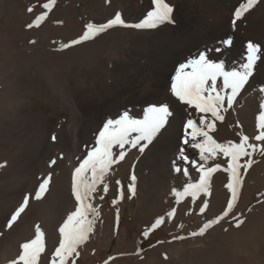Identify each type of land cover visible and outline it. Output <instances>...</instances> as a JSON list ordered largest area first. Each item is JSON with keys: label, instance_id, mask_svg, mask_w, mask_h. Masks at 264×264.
Here are the masks:
<instances>
[{"label": "rangeland", "instance_id": "rangeland-1", "mask_svg": "<svg viewBox=\"0 0 264 264\" xmlns=\"http://www.w3.org/2000/svg\"><path fill=\"white\" fill-rule=\"evenodd\" d=\"M259 1L257 0L255 7ZM47 2L48 0H0V202L6 196L5 192H14L19 188L18 182L14 180L9 182L11 177H4V174L5 176L9 175L11 167L15 168L12 165V160L17 155L24 153L23 147L26 138L23 134L19 140L14 138L13 133L7 135L10 129L6 124L9 120V115L6 113L18 110L14 114V118H20V121H23L22 124L26 120L30 121V117H32L31 123H33L32 121L36 122V115L25 116L24 114L27 108L24 100H22L23 92H29L33 95H35L34 93L52 95L55 90H62L61 94L64 95L68 89L66 87H69L74 92L81 91L83 93L85 88L89 91L91 87L97 84L99 74H105V79L111 81L115 63L121 62L123 58L127 57L125 49L133 41L139 44L141 34H148L151 31L116 26L93 39L72 44V41L79 39L85 33L87 24L106 23L117 12L121 13L124 20L129 24L141 22L146 13L153 7L151 0H133L131 2L125 0H57L51 11L42 7ZM167 2L173 6L176 0H167ZM137 6L140 8L147 6L148 8L136 18L134 13L140 9ZM45 12H47L46 19L40 22L39 26H36L37 18ZM219 14L231 23L235 19V13L231 10ZM29 25L32 26L29 27ZM239 33L250 37L254 35L264 50L263 2L246 15L245 20L240 24ZM32 41L34 42L32 43ZM64 45L68 46L64 47ZM255 67H258L259 73L264 71V67L259 62ZM54 88L56 89L54 90ZM55 92L60 95L57 91ZM49 100L45 96V99L36 100L29 106L34 105L43 110L49 109L52 107L50 103H47ZM221 115L237 133L239 137L235 139L237 142L242 136L247 135L249 142L256 144L253 138L257 129L259 114H256L253 120H244L237 115V111L231 110L225 104L224 109L221 110ZM113 119L115 117L111 118V120ZM65 120L66 117H62L57 123L56 130L52 133L55 135L49 137L51 141H55L52 137L58 136V129L62 127ZM91 129L94 130V126H91ZM223 134H226V131H223L216 121L215 128L209 135L217 142L222 143ZM83 142L87 146L89 140L84 139ZM260 143L264 144V141ZM139 147L135 149L126 145L123 150L114 147V157L118 160L120 151H124L125 158L122 161L118 160L111 166L103 183L99 184L96 192L93 193L91 202L98 213V215L91 217L95 222L94 231L90 234L89 239L77 249L79 255L71 257L68 264H124L129 260L141 262L147 258L152 250L156 249H164L167 261H171V263L164 261L162 264H193V262H187L182 258H175L170 254L169 249L177 245L193 248L195 245L198 246L197 243L202 245L204 244L202 241L208 240L206 236L209 233L227 226H235L240 220L244 221L260 204L261 193L258 191L251 192L246 200L241 203L238 202V198L229 216L214 224L203 235L193 236L192 233H198L205 223L214 220L226 210L227 203L231 199V193L226 187L230 181V173L224 170L227 168L229 158L221 154L206 162L199 160V164H203L205 168L220 165V168L209 177L208 195L201 192L195 200L189 196L177 203L172 190L182 191L188 183H198L202 173L196 170L184 181L180 178L165 179L156 176L155 181L151 184L152 187L149 189V196L145 197L142 192V185H139L136 178L135 192L132 193L128 187L132 181L130 177L129 179L126 178L128 170L122 164L131 158L132 164L129 169L133 172L134 165L142 158L147 149L146 147L143 152H140ZM52 148H54L52 155L45 158L44 164L36 169V172L34 171L32 177L30 176L31 179L28 178L22 190L18 192L20 197H15L17 200L10 204L9 212L1 219L0 264H10L12 260L18 257L21 252L20 245L35 238L36 225H39L44 233L45 242V251L41 253L38 264H51L55 248L59 246V241L62 238L59 228L62 227L67 216L76 210V207H73L69 200L67 201L60 196L56 199L57 191L61 190L59 179L61 182L64 174L66 176L70 170L73 173L76 168L71 166L66 151L54 145ZM53 159L56 160V164L50 166L49 162ZM249 159L253 161L252 166L240 169L242 184L239 189L243 188L250 180L253 182L259 180L256 175L254 177L252 175L258 170L259 165L264 163V152L258 148L251 156L241 158L240 163L246 164ZM19 165L17 169L11 172L18 173ZM49 175L51 179L47 192L42 194V198L39 200L31 198L26 211L17 223L13 225L12 229H6L7 221L21 205L25 195L31 194L34 197L42 178ZM56 184L60 185L55 186ZM224 190L226 191L223 192ZM205 203L207 208L201 212L200 209ZM59 206L60 209L64 208V210L55 212L54 209ZM238 206L239 211L234 212ZM140 208H143L145 220L138 216ZM173 210L174 215L169 216V212H173ZM108 213L113 215L114 223L111 228L104 229L105 218ZM161 217L164 218V223L153 229L152 225ZM0 218H2L1 211ZM262 228L260 226L256 230L252 229V231L255 230L254 234L260 233V238L264 240V229ZM252 231L247 234L244 231V233L237 235V238L242 240L243 245L246 246L245 248H249L250 251L253 249L251 244ZM145 232H148L147 237L144 236ZM178 237L183 238L179 239ZM220 250L225 252L222 246ZM195 256L196 253L191 257L192 261L196 258ZM191 258L189 259L191 260ZM199 258H202L201 264H208L205 255L199 256Z\"/></svg>", "mask_w": 264, "mask_h": 264}, {"label": "bare ground", "instance_id": "bare-ground-1", "mask_svg": "<svg viewBox=\"0 0 264 264\" xmlns=\"http://www.w3.org/2000/svg\"><path fill=\"white\" fill-rule=\"evenodd\" d=\"M125 1L131 2L133 0ZM242 1L176 0L172 14L175 23L160 26L149 31L150 33L148 34H141L139 44L135 43V41L131 42L128 48L125 49L127 57L123 58L121 62L115 63L111 81L105 79V74H99L97 84L91 87L89 91L85 88L82 91L83 93L81 91L74 92L69 87H66L68 89L62 95V90L58 91L54 88L61 96L54 90L52 95L47 93H34L35 95H33L29 92H23L22 100H24L27 108L24 114L25 116L36 115V122L32 121L33 123H31L32 117H30V121L26 120L22 124L23 121H20V118H14V114L18 110L6 113L9 115V120L8 122L6 120V124L10 129L9 132L6 130L8 132L7 135L13 133L14 138L16 137L19 140V137L23 134L26 138L25 146L23 147L24 153L17 155L12 160V165L15 168L11 167L9 175L5 176L4 174V177H11L9 182H13L11 180L18 182L19 188L14 192H5L6 196L0 202V211L2 212L0 224L2 222L1 219L10 210V204L17 200L15 197H20L18 192L22 190L28 178L44 164L43 161L46 157L52 155V150L54 149L52 145L66 151L69 156L68 160L71 161V166L77 168L87 157V154L97 146L98 134L103 129L104 124L111 118L119 119L126 111L133 118L142 119L148 107L167 104L172 112L166 126L147 145L146 152L134 165V173L129 169L132 164L131 158L127 160L128 162L122 164L128 170L126 178L129 179L131 175H136L139 185H142L144 197L149 196V189L152 187L151 184L155 181L156 176L165 179L180 178L182 181L188 179L189 175L197 169L188 162H182L180 157L185 155L189 161L194 160L198 165L200 158L198 149H193L191 144L184 143L186 137L185 123L189 118L199 121L201 114L198 113V110L177 101L172 95L171 84L179 70L180 64L197 58L200 53L206 54L207 58L212 62L223 63L228 71L241 70V65L246 62L247 43L251 41L259 44L260 42L257 41L254 35L250 37L243 33L240 34V24L243 23L246 15L261 2L264 3V0H260L256 7H252L240 19L235 20V25L223 18V15L219 13L229 10L235 13L240 4L244 3ZM137 7L138 9L140 8V6ZM146 8L148 7L142 6L134 13V16L136 18L139 17ZM228 38L232 39L230 46L222 43ZM258 62L264 67V57ZM257 68L255 67L256 71L230 108L237 111V115L244 120H253L256 114H260L264 110L261 109V105L264 104V93L259 91V89L264 88V71L262 70L259 73ZM218 88H222V80L218 81ZM45 96L50 99L47 103L52 105L49 109L45 108L43 110L34 105H31L32 107L29 106L36 100L45 99ZM62 117H66V120L63 122L62 127L58 129V136L53 142L49 137L55 135L52 133L55 132L56 125ZM207 119L213 120L214 118L209 114ZM217 123L223 131H226V134L222 136V143L228 141L237 142L235 139L239 137L232 125L225 121V118L222 121L217 120ZM91 126H94V130L91 129ZM205 130L209 134L212 133V129ZM258 132L257 128L254 136ZM213 134L215 133L213 132ZM84 139L89 140L87 146L84 145ZM260 142L256 141V144L264 146ZM18 165L19 174L11 172L17 169ZM176 167L186 168L188 175L183 172H176ZM73 174L74 172L72 173L70 170L66 176L64 174L61 182L59 179L61 185H58H60L59 188L61 187V190L57 191L56 199L60 196L63 199H67V201L69 200L73 207H77L73 194ZM255 175L259 178L257 182L250 180L243 188L238 189V202L241 203L246 200L251 192L258 191L261 193L260 204L251 215L245 218L239 227L232 225L217 229L206 236L208 240L203 239L204 241L202 242L204 244L200 245L197 243L198 246L195 245L194 248L173 246L171 247L172 249H169L170 254L177 259L182 258L187 262H193V264H201L202 258H199V256L203 255L206 256L208 264H264V240L260 238V233L254 234L257 227L261 226L264 229V163L259 165L258 170L252 176L254 177ZM58 185L56 184L55 186ZM54 189L56 188L54 187ZM205 195H208V193H205ZM60 206L54 209L55 212L64 210V208L60 209ZM239 209V206L236 207L234 212H238ZM143 212V208H140L138 210L139 215H137L145 220L146 217L143 218ZM113 223V215L108 213L105 218L104 229L111 228ZM252 229L255 230L252 231ZM244 231H246V234L249 231L253 232L252 251L249 248L246 249L242 240L237 238V235L244 233ZM234 238L237 240H232ZM223 241H226V243H223ZM221 246L225 252L220 250ZM194 253H196V258L192 261L191 257ZM164 261L167 263L170 261H167L164 249H156L152 250L147 258L141 262L129 260V262L124 264H162Z\"/></svg>", "mask_w": 264, "mask_h": 264}, {"label": "snow or ice", "instance_id": "snow-or-ice-1", "mask_svg": "<svg viewBox=\"0 0 264 264\" xmlns=\"http://www.w3.org/2000/svg\"><path fill=\"white\" fill-rule=\"evenodd\" d=\"M56 2L57 0H48L42 7L51 11ZM151 3L153 5L152 9L146 13V16L141 22L129 24L124 20L122 14L117 12L106 23L87 24L85 33L79 39L72 41V44H79L93 39L95 36L116 26L153 30L165 24L175 23L172 15L174 8L167 0H151ZM256 3L257 0H245L244 3H241L235 11L233 25H235V20L240 19ZM46 17L47 12L41 14L36 20V26H39L40 22L45 20ZM31 26L29 25V27ZM222 43L230 46L232 39L228 38ZM67 46L64 45V47ZM246 53V62L241 65V70L234 69L231 71L226 70L223 63L212 62L207 58L206 54L200 53L197 58L180 64L179 70L171 84L172 95L177 101L198 110V113L201 114L199 121L191 118L186 121V137L184 143L191 144L193 149L199 150V158L201 161L206 162L210 158L221 154L229 158L227 168L224 169L230 173V181L226 187L231 193V199L227 203L226 210L214 220L205 223L199 229L198 233H192L193 236L203 235L214 224L219 223L225 217L229 216L238 199V189L242 184L240 169L242 167L250 168L253 163L249 159L246 164L242 165L240 163L241 158L251 156L258 148L264 152V146L250 143L247 135L242 136L239 143L233 141L219 143L205 130H214L215 121H222L224 119L223 115H221V110L224 109L225 104H227L228 108L233 106L237 97L253 75L257 62L264 56V50H262L261 46L251 41L247 43ZM220 80H222V88H218V81ZM259 91L264 93V88L259 89ZM261 109H264V104L261 105ZM209 114L214 118L213 120L207 119ZM171 115L172 112L167 104L159 106L153 105L147 108L142 119H135L126 111L119 119H109L104 124L103 129L98 134L97 146L87 154V157L74 171L73 194L77 202V207L75 211L67 216L62 227L59 228V233L62 238L59 241V246L55 248L54 255L51 258V264H68L71 257L79 255L77 249L89 239L90 234L94 231L95 222L91 217L98 215V213L91 202L93 193L96 192L97 186L103 183L104 177L109 172L111 166L117 163L118 160L122 161L125 158V152L120 151L117 160L114 157L113 148L118 147L123 150L126 145L132 148L140 145L139 151L143 152L161 129L166 126ZM257 120L259 132L253 139L255 141H264V110L260 112ZM52 139L55 140L56 137L53 136ZM141 142L146 143L142 144ZM180 160L190 163L202 174L198 183H188L182 191L172 190L177 203H180L185 197L190 196L195 200L201 192L209 193V177L220 168V165L217 164L215 167L205 168L203 164L198 165L194 160L189 161L185 155H182ZM49 163L50 166L55 165L56 160L53 159ZM175 171L188 175L186 168L176 167ZM50 179V175L42 178V182L39 184L34 197L31 194L25 195L21 205L7 221L6 229H12L13 225L17 223L18 219L26 211L31 198L36 200L42 198V194L48 190ZM130 180L132 183L128 186L129 191L134 193L135 175H132ZM105 191H107L106 188ZM205 208H207L206 203L200 211L203 212ZM168 215L173 216L174 210L173 212H169ZM162 223H164V218H158L152 225V228L155 229ZM242 223L243 221L240 220L235 226L239 227ZM35 230V238L20 245V254L10 264H38L41 253L45 251V242L44 233L41 231L39 225L35 226ZM144 236L147 237L148 232H145ZM178 238L182 239L183 237Z\"/></svg>", "mask_w": 264, "mask_h": 264}]
</instances>
